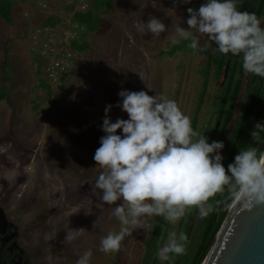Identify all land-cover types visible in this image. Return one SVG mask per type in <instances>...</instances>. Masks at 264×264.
<instances>
[{"label":"rangeland","instance_id":"1","mask_svg":"<svg viewBox=\"0 0 264 264\" xmlns=\"http://www.w3.org/2000/svg\"><path fill=\"white\" fill-rule=\"evenodd\" d=\"M12 1L15 23L9 26L0 18V90H8L0 102V204L31 231L28 236L39 263L77 264L91 250L89 264H144L152 231H132L119 251L100 250L101 239L118 233L121 225L112 215L114 206L100 201V190L93 195L104 171L93 157L105 135L101 131L105 107L112 105L108 114L112 122L128 119L116 106L121 90L175 101L191 126L196 118L194 140L207 124H214L209 120L216 89L212 81L198 104L205 56L166 55L173 39H182L175 36V26L187 28V8L198 9L206 0L176 8L173 0H115L94 33L71 28L73 12L64 10L71 4L68 0ZM48 16L61 20L53 32L43 30ZM151 16L161 19L168 31L158 37L142 35L135 25ZM190 31L200 36L199 47L204 49L209 42L206 34ZM79 33L88 44L82 52L70 42H77ZM41 58L46 63L42 71L54 60L67 59V75L37 74ZM41 80L49 85L48 99ZM227 138L221 151L223 165ZM162 218L153 217L151 223L155 226ZM179 221L167 222L176 231ZM69 227L88 232L67 241Z\"/></svg>","mask_w":264,"mask_h":264},{"label":"clouds","instance_id":"2","mask_svg":"<svg viewBox=\"0 0 264 264\" xmlns=\"http://www.w3.org/2000/svg\"><path fill=\"white\" fill-rule=\"evenodd\" d=\"M191 0H173V8L187 5ZM187 28L175 26L176 37L190 40L189 47H199V35L206 34L220 53L242 55L247 73L264 77V27L255 13L238 10L237 0H206L198 9L187 8ZM135 27L142 35L159 36L169 27L151 16ZM178 42L175 38L173 43ZM127 120L112 122L105 107L100 147L94 161L104 171L94 185L100 190L103 205L114 206L112 215L120 222V231L109 233L100 242V250L116 252L121 242L134 230L153 231L151 218L163 216L176 223L193 207L202 216L212 211L207 205L215 194L227 186L235 199L264 204V151L256 147L239 152L227 168L223 165L222 141L209 143L208 137L193 131L190 118L173 100H161L145 91L121 90L118 93ZM118 130L121 135H118ZM264 132V122H257L250 133L253 141ZM122 201V202H121ZM88 232L84 228H68L65 240L72 241ZM184 233L170 232L167 243L157 252L161 261H170L185 254ZM88 250L77 264H89Z\"/></svg>","mask_w":264,"mask_h":264},{"label":"trees","instance_id":"3","mask_svg":"<svg viewBox=\"0 0 264 264\" xmlns=\"http://www.w3.org/2000/svg\"><path fill=\"white\" fill-rule=\"evenodd\" d=\"M68 1L71 4L64 7V10L67 13L73 12L70 23L71 28L75 25L77 29L83 30L84 33L99 31L103 23L102 16L109 12L111 5L115 2V0H88L89 3L87 2L85 8L81 10L78 9L79 5L81 7L84 4L79 2V0ZM237 4L238 10L255 13L262 21L261 26L264 27V0H237ZM13 11L14 2L12 0H0V18L6 25L11 26L15 23ZM60 22L61 20L58 17L48 16L43 21V30L53 32L56 25ZM62 36L64 37V33H62ZM70 42L73 43V48L77 52H82L88 48V44L83 40L81 33L78 35L77 42L75 40H71ZM190 43V40L180 39L167 51L166 55L173 57L177 54H205L207 57L204 68L206 83L210 71H213L214 79L217 80L221 78L227 62H230L224 85L220 92L216 94L214 102L213 114L216 116V119L214 120V124L207 125L202 133L208 137L209 143L212 141H222L224 144L225 138L228 137V146L224 156V166L227 168L239 152L251 147H256L259 150L264 132L260 133L258 141H253L250 133L258 121L264 122V77L245 72L242 66V55L234 56L231 53L225 55L220 53L218 49L212 52L210 48L205 51L193 50L189 47ZM64 45L65 43H61L59 46L63 48ZM160 55H163V53ZM42 59H38L37 74L43 75L45 73L44 75L47 76V70L42 71L46 64ZM63 66L66 70L65 72H59V74L64 75L66 73L67 75L68 72L66 71L69 70L67 59H63ZM261 81L262 86L256 102L255 95L259 90ZM206 83L204 84V89L200 92L199 107L205 97ZM40 86L45 90L48 99L49 85L45 80H41ZM7 94L8 90L3 87L0 90V102L6 98ZM255 117V123H253ZM218 122L219 126L216 128ZM192 128L195 132L196 118L192 121ZM234 198L232 197V191L226 186L223 192L215 194L208 200L207 205L212 208L211 212L206 216H202L199 210L193 207L180 219L176 231L173 225L168 224L167 220L163 217L154 226L151 237L147 241L148 251L144 264H160L157 252L161 245L167 242L169 233L174 231L177 235L184 233L187 237L184 245L185 254L180 256L170 254L173 256V259L164 261L162 264H201L206 252L212 245L217 231L221 227L223 222L222 216Z\"/></svg>","mask_w":264,"mask_h":264},{"label":"water","instance_id":"4","mask_svg":"<svg viewBox=\"0 0 264 264\" xmlns=\"http://www.w3.org/2000/svg\"><path fill=\"white\" fill-rule=\"evenodd\" d=\"M229 63L223 71L222 86ZM261 86L262 81L255 95L256 102ZM259 150L264 151V136ZM222 217L221 227L201 264H264V204L234 198Z\"/></svg>","mask_w":264,"mask_h":264},{"label":"flooded vegetation","instance_id":"5","mask_svg":"<svg viewBox=\"0 0 264 264\" xmlns=\"http://www.w3.org/2000/svg\"><path fill=\"white\" fill-rule=\"evenodd\" d=\"M208 48H210L211 51L214 52L216 51L217 46L214 42L209 40L208 44L201 51H205ZM200 55L205 56V54ZM206 61L207 57L205 56L204 66L200 70L203 73L201 74V91L204 89V84L206 83L204 78V68L206 66ZM209 73L210 75L206 83L205 92L208 89L209 83L212 81L216 86V89L213 96L212 113L209 115V120L214 121L216 119V116L213 114L214 102L216 94L220 92L222 88L223 74L221 78L216 80L214 79L213 71H210ZM218 126L219 122L217 123L216 128H218ZM30 232H28L27 229L23 228L20 224L15 222L12 216L9 215L8 211H6L0 204V264H42L37 262L36 260L35 254L37 250L29 240L28 235H30Z\"/></svg>","mask_w":264,"mask_h":264},{"label":"built area","instance_id":"6","mask_svg":"<svg viewBox=\"0 0 264 264\" xmlns=\"http://www.w3.org/2000/svg\"><path fill=\"white\" fill-rule=\"evenodd\" d=\"M79 2H81L82 4H84V0H79ZM86 4V3H85ZM85 4L82 5L81 7H83V9L85 8ZM46 31V30H45ZM47 34V33H46ZM48 35V34H47ZM53 51V50H52ZM60 61V62H59ZM56 61L54 60L53 62H51L50 67L47 68V73L48 76L53 72V73H58L59 72H65V67L63 66V59Z\"/></svg>","mask_w":264,"mask_h":264}]
</instances>
